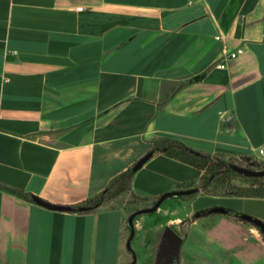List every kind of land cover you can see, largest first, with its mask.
Instances as JSON below:
<instances>
[{
	"label": "crops",
	"instance_id": "0c3cea01",
	"mask_svg": "<svg viewBox=\"0 0 264 264\" xmlns=\"http://www.w3.org/2000/svg\"><path fill=\"white\" fill-rule=\"evenodd\" d=\"M172 141L264 170V0H0V264L131 262V213L106 206L111 186L128 174L142 209L200 180L161 151L131 171ZM184 169L194 177H174ZM159 178L170 185L148 193ZM101 195L84 212L31 200L76 209ZM164 255L174 264L172 244Z\"/></svg>",
	"mask_w": 264,
	"mask_h": 264
},
{
	"label": "rangeland",
	"instance_id": "374dc122",
	"mask_svg": "<svg viewBox=\"0 0 264 264\" xmlns=\"http://www.w3.org/2000/svg\"><path fill=\"white\" fill-rule=\"evenodd\" d=\"M228 162L237 166L242 164L237 160H228ZM174 177H180L185 181L192 179L194 174L191 170L184 169L182 173L179 175L176 173ZM188 184L190 187L185 184L186 186L182 185L183 189H186L185 187L188 189L198 188V192L182 199L168 198L157 211L136 218H147L150 221L149 225H145V230L134 233L131 242L136 264H164L167 259L165 255L163 256L164 249L171 250V244L174 250V264H264V247L256 245L239 222L224 216L219 209L245 214L264 223V202L244 200L232 195L235 192L249 194L251 188L260 184L264 185V177L251 180L236 175L224 176L221 177L218 185L206 190H201L200 180ZM169 185V183H163L159 178L150 181L146 189H148V193H152ZM111 194L107 207L124 205L129 214L141 209L143 201L131 194L128 189H121L119 192ZM205 195H217L218 197L210 198ZM180 201L186 203L181 204ZM152 204H149L148 207ZM206 208H217L216 212L220 215H208L199 218L198 222L192 224L190 221L203 216L196 212H204ZM177 219L183 224L180 225V221ZM147 227L151 229L149 230ZM167 228H172V232L165 241L164 234ZM147 229L149 231H146ZM208 230L211 231L208 232ZM255 231L258 235L256 238L262 239L260 233L256 229ZM242 237H246L247 244L242 245ZM129 254L132 259L131 252ZM159 259L162 263L159 262Z\"/></svg>",
	"mask_w": 264,
	"mask_h": 264
},
{
	"label": "trees",
	"instance_id": "16d2710c",
	"mask_svg": "<svg viewBox=\"0 0 264 264\" xmlns=\"http://www.w3.org/2000/svg\"><path fill=\"white\" fill-rule=\"evenodd\" d=\"M152 151H153L152 153H155L156 151H161L164 155H166L169 158L175 159V160H177L183 164L189 165L198 171H202L203 173L200 177V182L202 185L201 190H206V189H208L214 185H218L219 180H221V177H224V176L229 177L231 175H236V176H239V177H242L245 179H251V180H258V179L263 178V177L248 178V177L240 176L239 174H237L236 172H234L233 170H231L229 168V165L231 163H229L228 161H224V160L219 159V158H210L209 156L202 155L198 152H195V151L189 149L188 147L184 146L180 142H176V141L156 144L154 146V148L152 149ZM253 167L256 169H260L255 164H253ZM128 173H130V171ZM127 175L128 174L122 175L121 178H119V180H117L111 186V188L114 187L113 188L114 190L112 191V193L113 192L117 193L121 189L127 190V187H128L127 182L128 181L124 179ZM186 185H188V187H190L189 184H186ZM188 187H185V188L188 189ZM109 189L107 190V192L109 191ZM251 189L252 190L249 191V194H243L242 192H235L232 195L235 197H249V198L264 199V185L263 184L255 186L254 188H251ZM103 197L104 196L101 195V196L97 197L96 199L87 202V204L95 205L97 203H102ZM178 198L182 199L184 197H178ZM215 209H217V208H215ZM219 209H220L221 213H223L227 216L233 217L237 220H240L239 218H237L234 215V214H236V212H233L230 210H224L222 208H219ZM209 211H210V209L205 210L204 212H196V213L201 214V215H205ZM242 222L247 224V225H251L248 222H245V221H242ZM255 229L260 233L258 228H255ZM128 230H129V228H128ZM262 239H264V238L262 237ZM166 262H167V259H166ZM166 262L164 264H166Z\"/></svg>",
	"mask_w": 264,
	"mask_h": 264
},
{
	"label": "water",
	"instance_id": "95a60500",
	"mask_svg": "<svg viewBox=\"0 0 264 264\" xmlns=\"http://www.w3.org/2000/svg\"><path fill=\"white\" fill-rule=\"evenodd\" d=\"M152 156V152H148L145 154L142 158H140L135 165L132 168V172H136L139 168L143 166V164L149 160ZM229 168L239 174L240 176L243 177H248V178H254V177H264V170H258L254 168H246V167H241L237 166L235 164H230ZM198 192V188H189V189H181V190H173L169 192H165L161 194L157 200L152 204V206L147 207V208H142L138 209L134 212H132L128 218H127V226L129 228V236L126 241V249L131 252L132 254V261L126 264H136V257L134 252L131 249V242L134 237L135 229H134V220L140 215L143 214H150L155 211H157L160 207V205L168 198H178V197H185L189 196L192 194H195ZM31 200L46 209L53 210V211H59V212H72V211H78V212H84L91 210L92 208L97 207L99 204H95L94 206H80L78 208H72L70 206H61V205H53L49 204L35 196H31ZM237 218H239L241 221L248 222L251 224L253 227L258 228L260 231L261 236L264 238V223L258 219H255L253 217L247 216L245 214L241 213H236L234 214Z\"/></svg>",
	"mask_w": 264,
	"mask_h": 264
},
{
	"label": "built area",
	"instance_id": "2783aa9c",
	"mask_svg": "<svg viewBox=\"0 0 264 264\" xmlns=\"http://www.w3.org/2000/svg\"><path fill=\"white\" fill-rule=\"evenodd\" d=\"M216 40H220V37H215ZM243 53L242 48H237L235 51L233 52H227L225 49L223 50V62L218 64L217 67L218 68H225V64L227 61L235 59L236 57H238L239 55H241ZM260 153H262L263 151L260 150Z\"/></svg>",
	"mask_w": 264,
	"mask_h": 264
}]
</instances>
